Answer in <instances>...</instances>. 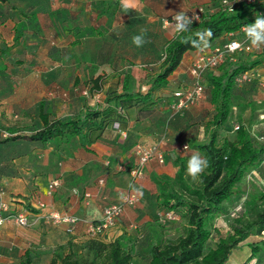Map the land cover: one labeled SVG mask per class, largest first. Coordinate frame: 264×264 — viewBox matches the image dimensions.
I'll return each mask as SVG.
<instances>
[{"label": "crops", "instance_id": "1", "mask_svg": "<svg viewBox=\"0 0 264 264\" xmlns=\"http://www.w3.org/2000/svg\"><path fill=\"white\" fill-rule=\"evenodd\" d=\"M209 2L135 0V9L125 13L121 0L0 1V126L16 136L0 140V187L7 191L6 199L13 208H24L30 217L28 226L13 221L0 226V264H19L30 249L37 253L32 264H50L54 257L70 252L85 256L91 242L88 223L98 221L103 208L119 202L128 190L138 194L140 201L126 206L117 224L98 238L109 243L126 234L136 252L132 264H149L147 256L138 253L136 235L138 227L155 220L162 211L157 199L158 177L170 176L165 173L170 164L176 165L170 177L175 176L176 159L182 158L178 151L187 150L183 145L190 148L192 142L209 136L208 122L214 110L207 99L206 77L203 98L178 114L171 109L174 91L191 85L189 70L200 52L185 54L170 86L154 92L156 102L150 112L124 111V129L104 132L92 144L93 150L85 149L78 137L43 143L31 136L42 128L41 114L66 118L80 113L86 98L82 90L98 76L110 79L127 74L130 90L146 92L153 78L151 68L160 63V51L146 44L133 48L129 40L147 29L146 39L164 40L165 44L175 34L171 26L162 28L166 17L179 11L191 17L199 5ZM227 38L212 45L225 43ZM255 52L259 56L251 55V63L260 62L248 71L253 78L237 83L234 97L244 98L246 89L252 91L260 85L264 102V47ZM58 54L63 62L55 59ZM135 82L139 86L133 87ZM230 119L229 115L221 126L220 138L224 127H234ZM138 143L159 145L165 162L150 159L142 175L134 177L131 171L138 161ZM256 174L264 177V162ZM53 181L59 184L48 193ZM84 192L91 193L88 201ZM39 202L46 206L38 209ZM51 210L80 220L70 229L66 224L48 223L41 216ZM261 238L264 233L257 237ZM261 258L264 260V253Z\"/></svg>", "mask_w": 264, "mask_h": 264}, {"label": "trees", "instance_id": "2", "mask_svg": "<svg viewBox=\"0 0 264 264\" xmlns=\"http://www.w3.org/2000/svg\"><path fill=\"white\" fill-rule=\"evenodd\" d=\"M198 12L199 21H193L188 33L174 34L163 45V58L153 69L152 82L146 92L130 90L127 74L122 77L123 74L119 73L110 79L98 76L82 90L84 95L91 94L90 97L99 95L98 102L95 98H83L80 113L66 118L41 114L42 128L31 137L43 143L54 140L68 142L78 137L85 149L93 150L92 144L104 132L124 129V111L134 108L139 112L151 111L156 102L154 92L170 86V79L180 68L186 53L198 51L190 43H184L185 39L194 38L198 30L211 29L210 49L215 40L238 33L244 25L254 22L256 15L264 12V2H241L230 10L223 0H210L209 4L199 5L193 14ZM165 19L171 22L172 15ZM252 53H241L236 61L227 57L204 75L209 84L207 99L214 112L208 122L209 136L201 142H192L191 147L208 159L209 166L197 181H192L186 175V159L179 157L176 159L178 169L175 176L158 177L160 212H173L176 218L166 223L156 218L138 227V253L147 256L149 264H227L233 250L243 244L251 250L243 264H264L261 258L264 238L257 239L264 233V190L254 196L256 206L253 213L247 207L233 215L231 229L226 235L215 236L212 232H219L217 221L228 211L227 204L243 195L249 171L257 170L264 162V143H256L245 125H239L233 140L224 138L220 142L219 137V130L228 121L237 92L236 78L260 62L251 63ZM89 100H94V106ZM5 129L12 136L0 140L16 137L14 132ZM170 223L179 227H168ZM172 228L177 230L176 237L171 235ZM98 237L100 235L89 236L91 242L85 256L70 252L63 257H54L50 264H132L136 252L126 234L109 243L100 241ZM36 257L34 250H27L19 264H32Z\"/></svg>", "mask_w": 264, "mask_h": 264}, {"label": "built area", "instance_id": "3", "mask_svg": "<svg viewBox=\"0 0 264 264\" xmlns=\"http://www.w3.org/2000/svg\"><path fill=\"white\" fill-rule=\"evenodd\" d=\"M241 2L253 4L257 2H264V0H227V2L226 0H223L224 4L229 5L230 10H232L236 4ZM201 10L202 8H200V11ZM196 15L200 17V12L196 13ZM165 20L163 22L164 27ZM236 43H238L240 47H233L230 49L229 46H234ZM256 50L257 49L255 48L249 47V42L245 39V34L242 27L240 32L230 33L225 43L214 45L212 48L206 49L203 52L200 51L189 70L190 76L192 78L191 85L184 88H178L173 93L174 101L171 104V109L174 115L194 105L204 96L205 87L203 83V77L208 70L218 67L227 57L233 61H236L239 54L252 53ZM252 78L253 74L246 72L238 76L236 78V82L241 83L243 81H251ZM84 93L86 94V92ZM99 98L100 96L96 95L95 101L98 102ZM116 127H118V125H116ZM238 128L239 125L235 126V130ZM11 136L12 133L0 126L1 139H6ZM182 148L183 150L188 149L189 145L184 144ZM135 153L137 155L138 161L136 166L131 171L134 177L142 175L144 165L152 158H156L160 163L165 162L164 154L157 144L145 146L139 143L135 147ZM58 184V181L51 182L49 184L48 193H52V189ZM83 196L88 201L91 197V193L84 192ZM6 197L7 191L0 187V226L4 225L8 221H13L21 226H28L30 224V217L27 210L24 208H13V206L7 201ZM139 201L140 198L135 192L131 190L123 192L119 202L108 204L103 208L102 216L98 221L88 223L87 234L93 237L103 234L105 231L117 224L118 220L123 216L126 206L136 205ZM45 206L46 205L44 202H39L36 207L38 209H42ZM41 217L48 223H53L56 225L66 224L69 229L80 220L78 216L56 210H51L48 213H44ZM157 218L161 222L166 223L168 221L174 220L176 215L170 211L160 212L158 213Z\"/></svg>", "mask_w": 264, "mask_h": 264}, {"label": "rangeland", "instance_id": "4", "mask_svg": "<svg viewBox=\"0 0 264 264\" xmlns=\"http://www.w3.org/2000/svg\"><path fill=\"white\" fill-rule=\"evenodd\" d=\"M43 3H45V0H41V4ZM162 28L165 29L166 27H162ZM146 40L148 41V43H145L147 47L150 46L154 51H160L159 61H161V58H163L164 55L163 54L164 40L159 41L156 38L146 39ZM129 42L132 43L131 40H129ZM131 46L133 48L139 49L137 47H134V45ZM77 53L78 52L76 50V54ZM252 55L259 56V54H254V53H252ZM55 59L58 60L59 62L64 61L63 56L60 54L56 55ZM154 68H156V65L152 66L151 68L152 72ZM66 74H68V71L66 72ZM137 86H139V82H135V85L133 87H137ZM143 89H145V87ZM246 93H247L246 95L248 96L244 98L236 97V96L234 97L233 105L231 107V114H230V118H231L230 121L232 127L244 124L246 127L249 128L253 136V139L256 141V143L258 144L264 143V139H261V136L264 135V115H263L264 102H262L263 98H262V90L260 89V85L259 87L256 86L254 89H252V91L246 89ZM85 96L86 98H95V97H90L91 94ZM92 102L94 103V100ZM233 128L230 129L229 125L224 127L225 134L223 133V136L220 138V142L224 138L230 140H233L235 138L236 130H234ZM193 152H197V151L190 147L186 151H178V156L185 158L187 162L190 155ZM175 170H176V165L170 164L166 168L165 173L167 175L172 176L174 175ZM245 188L246 190L244 191V193H242L243 195L240 198L238 199L235 198V201L227 204V207L229 208L228 211L226 212V214L222 215L217 221V226L220 229L219 232L215 233V231H212L215 236L226 235L230 231L232 217L235 213L241 212L244 208L246 209L247 207L250 209L252 213L255 211L256 204L253 201V199L255 194L264 190V177L260 174L257 175L255 169L250 170L247 176V186ZM167 226L179 227V225L176 223H170L167 224ZM171 234L173 237L177 236L176 228H172ZM250 252L251 250L248 245L243 244L238 246L233 250L227 264L242 263L248 258Z\"/></svg>", "mask_w": 264, "mask_h": 264}, {"label": "clouds", "instance_id": "5", "mask_svg": "<svg viewBox=\"0 0 264 264\" xmlns=\"http://www.w3.org/2000/svg\"><path fill=\"white\" fill-rule=\"evenodd\" d=\"M121 6L123 11L127 13L129 10L135 9L136 3L135 0H121ZM193 21H199V16L193 14L190 18L186 15V12L179 11L172 15L171 22L168 19L165 20V27L171 25L174 33L181 35L191 30ZM243 31L246 41L249 42L250 48L260 49L264 47V15H256L254 22L243 26ZM146 33L147 29H141L139 34L133 35L131 38L132 44L137 48L143 47L144 44L148 42L146 40ZM212 36L213 32L211 29L198 30L194 33V38L185 39L183 42L190 43L192 47L203 52L210 47V39ZM229 47L230 49L233 47L238 48L240 45L236 43L234 46L230 45ZM208 166L209 161L205 156L199 152H193L187 161L186 175L190 177L192 181H197Z\"/></svg>", "mask_w": 264, "mask_h": 264}]
</instances>
